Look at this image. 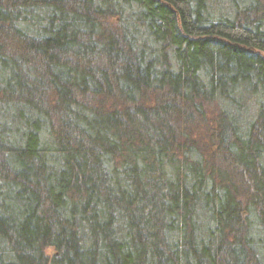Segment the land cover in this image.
I'll list each match as a JSON object with an SVG mask.
<instances>
[{"label":"trees","instance_id":"trees-1","mask_svg":"<svg viewBox=\"0 0 264 264\" xmlns=\"http://www.w3.org/2000/svg\"><path fill=\"white\" fill-rule=\"evenodd\" d=\"M0 264H264V0H0Z\"/></svg>","mask_w":264,"mask_h":264},{"label":"rangeland","instance_id":"rangeland-1","mask_svg":"<svg viewBox=\"0 0 264 264\" xmlns=\"http://www.w3.org/2000/svg\"><path fill=\"white\" fill-rule=\"evenodd\" d=\"M47 253H48V254H50V253H51V251H50V250H47Z\"/></svg>","mask_w":264,"mask_h":264}]
</instances>
